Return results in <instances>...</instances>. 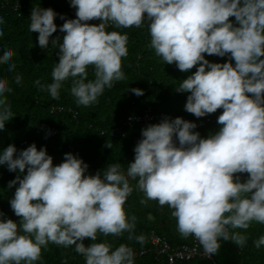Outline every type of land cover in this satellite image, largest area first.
<instances>
[{"label": "clouds", "instance_id": "9594fccd", "mask_svg": "<svg viewBox=\"0 0 264 264\" xmlns=\"http://www.w3.org/2000/svg\"><path fill=\"white\" fill-rule=\"evenodd\" d=\"M70 6L76 8L75 19L39 4L32 8L30 29L39 33L41 47L48 48L58 15L65 21L60 31L66 33L62 42L59 36L52 40L60 49L53 82L41 85L37 80V85L59 98L63 82L78 77L71 87L77 103L96 102L106 86L126 79L122 57L128 54V33L107 31L109 22L140 27L147 13L150 47L157 55L182 71L199 64L176 88L190 92L186 111L204 117L223 108L221 127L204 138L193 131L195 122L166 116L142 129L126 171L121 163H112L95 175H85L89 165L71 152L54 166L46 146L38 150L32 143L18 150L8 145L0 151V165L27 173L8 184L11 188L19 182L10 205L21 220L18 224L0 211V264H33L49 242L75 245L86 264H135L128 244L113 249L108 242H96L98 233L121 236L125 231L129 239L144 242V235H135L136 217L129 220L124 208L134 190L129 178H138L147 198L168 204L182 235H194L208 254L221 248V238L243 247L248 235L231 230L264 223V0H70ZM93 19L102 22L87 23ZM3 22L0 17V36ZM205 53L230 54V59L212 62ZM13 55L8 48L0 63ZM89 65L95 79H88ZM22 78L18 74L15 80ZM12 90L8 78L0 77V129L14 117L5 95ZM131 91L143 95V89ZM236 173L250 175L241 182ZM86 237L92 240L89 246L83 243ZM255 244H264V236Z\"/></svg>", "mask_w": 264, "mask_h": 264}, {"label": "trees", "instance_id": "16d2710c", "mask_svg": "<svg viewBox=\"0 0 264 264\" xmlns=\"http://www.w3.org/2000/svg\"><path fill=\"white\" fill-rule=\"evenodd\" d=\"M38 4L65 14L66 19L76 18L68 14L70 10H76L70 6V0H0V17L4 18L5 29L4 35L0 36V55L8 48L14 52L11 61L0 63V77H7L13 89L5 95L14 113V117L6 121L4 129H0V151L10 144H15L18 150L26 149L32 143L37 145L38 150L46 146L47 153L53 157L54 166L66 159L65 153L71 152L89 165L85 175H95L109 164L121 163L126 171L128 164L134 162L135 146L143 138L142 129L157 122L122 125V121L127 116L140 115L146 108L152 114L172 112L177 117L195 122L197 128L193 131H198L204 138L219 130L221 125L218 116L222 114L223 108L204 117H196L186 111L185 104L190 92H177L176 88L197 70L199 64L182 71L176 63L169 64L157 55L155 49L150 47L147 13L144 26L122 27L113 22L107 26L109 32L128 33V54L122 57V71L126 79L114 81L111 88L106 86L97 101L88 106L77 103V97L71 92L72 81L78 77L65 80L59 89V98L52 97L50 91L37 85L36 81L39 80L41 85L53 82L52 71L59 62L57 53L60 49L52 45V40L59 36L62 42L66 33L61 32L59 26L65 21H54L58 25L57 31L49 37L48 48L41 47L39 33L30 29L31 11ZM17 5L18 8L14 10ZM229 19L238 26L235 17ZM101 22L100 19H93L87 23L98 25ZM204 55L212 62L224 63L230 59V54L225 57ZM231 61L235 65L234 58ZM10 63H15L14 70L10 69ZM88 73V79H95L94 66L89 65ZM18 74L23 77L20 83L15 80ZM132 88L143 89V95H136L131 91ZM53 107H60L61 110L54 111ZM112 130L114 133L110 135ZM101 131H105V135H101ZM107 144L111 147H107ZM26 173L27 169L24 173H19V170L12 172L6 165H0V211L6 214L4 218H11L18 224L21 217L11 208L10 200L19 182L11 188L8 184L17 174L23 178ZM234 175H239L241 182H246L250 174ZM129 179L134 190L124 208L129 220L132 216L136 217L135 235H144V242L129 239L127 231L121 236L98 233L96 242H108L113 249L124 243L132 247L134 252L147 250L143 256L135 255V264H167L163 257L155 259L148 242L149 233L154 232L164 238L171 247L189 244L190 235L185 237L179 231L177 218L172 215L173 209L168 204L160 205L158 200L147 198L137 186L138 178ZM231 231L246 233L248 241L241 247L221 238V248L215 253L218 264H264V244L259 247L255 244L264 236V223L252 221L248 229L235 228ZM83 243L89 246L92 240L86 237ZM41 257L33 264H86L85 257L75 251V245L65 247L49 242L47 247H42ZM183 264L213 263L210 259L196 258Z\"/></svg>", "mask_w": 264, "mask_h": 264}, {"label": "built area", "instance_id": "2783aa9c", "mask_svg": "<svg viewBox=\"0 0 264 264\" xmlns=\"http://www.w3.org/2000/svg\"><path fill=\"white\" fill-rule=\"evenodd\" d=\"M16 8H18V5L16 6ZM68 14L76 17V10H70ZM54 21L62 22L63 20L60 19L58 15ZM52 110L57 111V110H61V108L53 107ZM166 116H169L171 118L177 117L176 114L172 112L162 113V114H152L150 112V109L146 108V110L142 112L140 115L127 116L125 120L122 121V125H130L131 123H142V122L146 123L150 121H156L157 123H159ZM183 119L185 118L183 117ZM113 133L114 130L110 132V135H113ZM101 135H105V131H101ZM190 238L191 241L189 244H183L177 247H171L164 238L156 235L154 232H150L148 235V242L150 245V250L154 254L155 259L163 257L166 260L167 264H183L196 258L211 259L212 253L208 254L207 252H205L203 245L194 235H190ZM146 253L147 250L144 249L135 252V255L143 256Z\"/></svg>", "mask_w": 264, "mask_h": 264}, {"label": "water", "instance_id": "95a60500", "mask_svg": "<svg viewBox=\"0 0 264 264\" xmlns=\"http://www.w3.org/2000/svg\"><path fill=\"white\" fill-rule=\"evenodd\" d=\"M210 260L212 261L213 264H218V262L215 259V253H212Z\"/></svg>", "mask_w": 264, "mask_h": 264}]
</instances>
